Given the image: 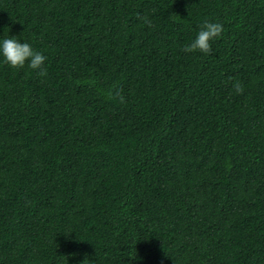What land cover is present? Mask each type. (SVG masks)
I'll use <instances>...</instances> for the list:
<instances>
[{
    "label": "trees",
    "instance_id": "obj_1",
    "mask_svg": "<svg viewBox=\"0 0 264 264\" xmlns=\"http://www.w3.org/2000/svg\"><path fill=\"white\" fill-rule=\"evenodd\" d=\"M10 35L47 59L0 57V264H264V0H0Z\"/></svg>",
    "mask_w": 264,
    "mask_h": 264
},
{
    "label": "clouds",
    "instance_id": "obj_2",
    "mask_svg": "<svg viewBox=\"0 0 264 264\" xmlns=\"http://www.w3.org/2000/svg\"><path fill=\"white\" fill-rule=\"evenodd\" d=\"M223 31L222 23L216 21H205L200 27L194 39L183 47L185 52L200 51L207 53L210 51L211 42L221 35ZM0 57L3 62L11 67L22 68L27 63L28 67L33 70H39L41 74L44 72V62L46 55L37 51L32 45L24 41L21 42L16 36H7L0 39Z\"/></svg>",
    "mask_w": 264,
    "mask_h": 264
}]
</instances>
